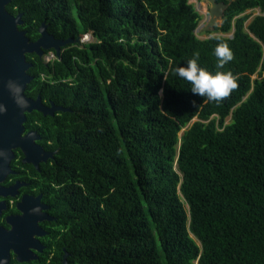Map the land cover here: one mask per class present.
<instances>
[{"label": "trees", "instance_id": "trees-1", "mask_svg": "<svg viewBox=\"0 0 264 264\" xmlns=\"http://www.w3.org/2000/svg\"><path fill=\"white\" fill-rule=\"evenodd\" d=\"M7 9L31 41L43 23L57 39H96L27 54L25 94L68 110L27 113L26 132L56 152L39 170L15 150L9 177L38 180L58 217L59 263L66 247L69 264H264V0H233L203 39L190 0ZM220 45L233 53L222 71L237 87L217 103L172 70L198 56L220 71Z\"/></svg>", "mask_w": 264, "mask_h": 264}, {"label": "water", "instance_id": "water-1", "mask_svg": "<svg viewBox=\"0 0 264 264\" xmlns=\"http://www.w3.org/2000/svg\"><path fill=\"white\" fill-rule=\"evenodd\" d=\"M11 1L0 0V105L6 106V111L0 112V195L6 193L2 183L10 174L14 173L12 161L16 158L15 150L20 149L24 154L23 161L33 164L38 169L42 162L53 158L55 153L47 151L38 143L41 135L37 131L26 132L27 113L38 110L45 115H54L58 111L68 110L54 103L47 106L41 96L33 99L25 94L28 84L33 79V76L28 73L32 64L27 60V54L36 53L43 57L45 50L51 49L60 54L62 48L66 45L81 43L82 37L66 40L57 39L48 32L47 24L43 23L40 27V38L31 41L27 36V31L19 29V26L24 23L22 14L13 15L8 11L7 5ZM202 1L211 4L205 29L214 30L216 26L222 24L225 10L233 0H228V2H218V0ZM17 86L23 97L20 104L17 103L13 92L10 91V87L15 88ZM29 215H31V212H29ZM34 224L37 225L38 221H35ZM13 247L16 252L21 253L22 245L20 243H15ZM9 250L10 248L6 247L3 252L7 258L6 261L9 259ZM64 258V264H66V255Z\"/></svg>", "mask_w": 264, "mask_h": 264}, {"label": "flooded vegetation", "instance_id": "flooded-vegetation-1", "mask_svg": "<svg viewBox=\"0 0 264 264\" xmlns=\"http://www.w3.org/2000/svg\"><path fill=\"white\" fill-rule=\"evenodd\" d=\"M222 1L226 2L218 0V2ZM209 5L211 6L210 3ZM210 6L208 12H210ZM18 173L14 170L12 174L17 175ZM37 182L36 178L32 180L15 179L8 176L2 183L6 193L0 195V264H64L65 255L66 264H69L70 254L66 247L62 262L59 263L58 217L53 214L52 206L47 202L45 194L39 191ZM35 221H38L37 225L34 224ZM15 243L22 245L21 253L14 249ZM6 247L10 248L7 261L3 253Z\"/></svg>", "mask_w": 264, "mask_h": 264}, {"label": "clouds", "instance_id": "clouds-1", "mask_svg": "<svg viewBox=\"0 0 264 264\" xmlns=\"http://www.w3.org/2000/svg\"><path fill=\"white\" fill-rule=\"evenodd\" d=\"M215 56L218 61L217 68L221 69L220 71H210L201 66L197 56L187 60L186 64L183 66L175 67L172 73L180 79L187 81L194 95L219 103L237 87V83L233 73L230 71H222L225 65L233 59V53L230 48L227 45L217 46L215 49ZM10 91L13 92L14 98H16L17 103L20 104V100L23 99V97L19 87H10ZM162 94L163 89H161V95ZM3 111H6V106L0 105V112Z\"/></svg>", "mask_w": 264, "mask_h": 264}, {"label": "rangeland", "instance_id": "rangeland-1", "mask_svg": "<svg viewBox=\"0 0 264 264\" xmlns=\"http://www.w3.org/2000/svg\"><path fill=\"white\" fill-rule=\"evenodd\" d=\"M191 3L194 4V6L196 7V9L201 13L202 15V19L200 21V24L196 30V33L197 35L199 36V38H207V37H210V36H213L215 34H217L218 32H215L213 30H206V25H207V22H208V18H209V12H208V7L210 6L209 5V2H204L202 0H190ZM248 13H250V18L249 20L246 22V24L248 25L250 23V21L253 19L254 16L258 15L261 13V10L259 8H256V9H252V10H248L247 11ZM210 31H213L212 33H210ZM229 36L232 35V32L228 34ZM91 41L93 40H96L94 37L93 39L91 38L90 39ZM53 54V52H50L48 55L45 56V59H48L49 57H51ZM257 75H255L254 78H256ZM197 120V118H195L193 121ZM231 121V117H229L227 119V123H229Z\"/></svg>", "mask_w": 264, "mask_h": 264}, {"label": "built area", "instance_id": "built-area-1", "mask_svg": "<svg viewBox=\"0 0 264 264\" xmlns=\"http://www.w3.org/2000/svg\"><path fill=\"white\" fill-rule=\"evenodd\" d=\"M93 39V36L91 35V33H88V34H85L81 37V43H86V42H90L91 40L90 39ZM56 56L55 54L53 53L51 57H49L48 59H46L47 61H50L52 59H55Z\"/></svg>", "mask_w": 264, "mask_h": 264}]
</instances>
